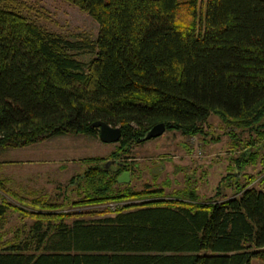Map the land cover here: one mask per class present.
Wrapping results in <instances>:
<instances>
[{"label": "trees", "instance_id": "1", "mask_svg": "<svg viewBox=\"0 0 264 264\" xmlns=\"http://www.w3.org/2000/svg\"><path fill=\"white\" fill-rule=\"evenodd\" d=\"M70 1L96 21L93 39L0 0V148L97 135L89 123L101 119L120 128L115 162L156 122L193 135L216 114L253 132L227 133L246 148L236 167L258 174L226 173L230 194L199 198L188 180L132 188L116 181L122 162L79 158L89 163L68 179L70 204L124 200L109 210H65L0 176V264H264V0ZM8 210L31 220L4 228Z\"/></svg>", "mask_w": 264, "mask_h": 264}, {"label": "rangeland", "instance_id": "2", "mask_svg": "<svg viewBox=\"0 0 264 264\" xmlns=\"http://www.w3.org/2000/svg\"><path fill=\"white\" fill-rule=\"evenodd\" d=\"M12 1L38 25L70 39H93L96 35V21L70 0ZM200 2L198 7L201 9L203 3ZM77 57L86 60L89 55L83 53ZM259 122H264V111ZM230 131L241 138L253 135L249 128L223 124L216 114L207 116L200 133L182 135L179 130L164 129L156 136L131 143L127 155L115 161L123 165L118 174L128 170L126 182L132 188H141L146 182L149 186L159 185L164 180L168 183L164 190L168 191L183 188L188 180L199 198L215 195L216 192L218 196L228 195L231 189L226 184L229 181L226 173L250 172L257 175L259 168L258 163L236 167L234 158L246 148L240 149V145H236L235 136L227 133ZM117 144L118 141L104 142L97 135L88 133H63L24 146L2 147L0 176L18 189L31 190L28 192L32 194L45 193L48 202L61 201L66 206L65 210H109L124 200H117L116 204L108 201L71 205L70 202L77 197V190L71 189L68 179L88 165L87 160L79 159L83 156H102L110 160L108 164H114L110 151ZM239 177L242 178V175ZM256 179L251 183H256ZM63 195H66L64 199ZM30 220L28 216L20 217L8 210L2 223L4 228L13 229L22 222L28 224ZM251 264L262 263L252 258Z\"/></svg>", "mask_w": 264, "mask_h": 264}, {"label": "water", "instance_id": "3", "mask_svg": "<svg viewBox=\"0 0 264 264\" xmlns=\"http://www.w3.org/2000/svg\"><path fill=\"white\" fill-rule=\"evenodd\" d=\"M90 127H97V137L104 142L116 141L120 137V128L117 125H110L101 119L92 120L89 123ZM164 130L162 121L156 122L148 127L140 139H146L160 134ZM128 171H121L116 176V181L126 182L128 180Z\"/></svg>", "mask_w": 264, "mask_h": 264}, {"label": "flooded vegetation", "instance_id": "4", "mask_svg": "<svg viewBox=\"0 0 264 264\" xmlns=\"http://www.w3.org/2000/svg\"><path fill=\"white\" fill-rule=\"evenodd\" d=\"M126 171H128V170H126Z\"/></svg>", "mask_w": 264, "mask_h": 264}]
</instances>
